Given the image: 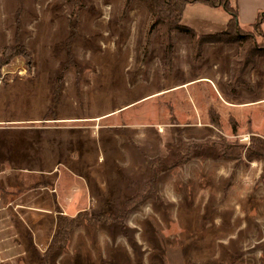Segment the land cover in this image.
<instances>
[{"label":"rangeland","instance_id":"obj_1","mask_svg":"<svg viewBox=\"0 0 264 264\" xmlns=\"http://www.w3.org/2000/svg\"><path fill=\"white\" fill-rule=\"evenodd\" d=\"M70 1L0 0V119L19 122L0 131V141L31 146L42 168L39 161L51 164L66 153L81 168L93 167L84 176L99 182L91 187L96 195L106 183L109 201L83 215L116 218L87 224L80 213L68 240L76 256L51 261L264 264V165L217 158L224 146L247 148L250 134L264 135V102L227 113L211 90L216 84L226 101V87L264 100V59L242 87L232 82L235 46H205L194 62L187 37L175 32L167 61L159 33L147 36L149 13L140 3L121 13L124 0H81L72 18ZM258 2L238 0V10L247 18ZM227 19L225 11L196 3L185 8L183 23L203 35ZM240 27L264 46V24L260 35ZM181 84L188 87L170 91ZM249 114L254 127L244 124ZM202 142L215 145L188 153L187 145ZM181 152L194 158L172 169L148 166Z\"/></svg>","mask_w":264,"mask_h":264},{"label":"crops","instance_id":"obj_2","mask_svg":"<svg viewBox=\"0 0 264 264\" xmlns=\"http://www.w3.org/2000/svg\"><path fill=\"white\" fill-rule=\"evenodd\" d=\"M219 9L221 8L217 10ZM259 13H264V0H259L257 6L250 10L247 18L243 17L241 9H239L240 26H252ZM227 17L229 19L228 14ZM225 25L221 26L218 31L222 30ZM215 47L217 45H207L205 49L211 50ZM233 53L232 57L236 52L233 51ZM198 81L202 82V79L195 80V82ZM190 83L192 84V82ZM185 85L181 84L170 91ZM186 86L188 87V84ZM202 87L210 86L202 85ZM211 90L212 96L224 105L223 108L227 113L228 111L230 113L244 112L264 102V100H259L260 98L250 100L253 92H246L244 89H239L236 94H232L227 90V87L224 88V96L231 101L222 98L216 84L215 89L211 88ZM238 98L245 99V101L237 102ZM225 117L229 123V119L227 116ZM243 121L245 125L250 123L253 127L258 122L250 114L245 116ZM14 122L19 123L17 120L1 118L0 131L5 128L13 129L9 126ZM211 125L215 128L213 123L206 124L207 127H211ZM16 127L19 128V126ZM234 130L236 132V128ZM233 134L235 133L233 132ZM250 135L264 139V135H258V131ZM44 137L46 138V136ZM30 148L31 146L26 145L20 147L13 142L4 145L0 141V264H43L46 250L56 233L59 216L73 219L80 213L106 208V203H108L106 201H109L106 199V195L110 191L107 189V184L102 185L104 188L98 190L99 193L96 195L91 187L99 182L92 183V179H87L84 176L83 169L88 172L93 171V167L81 168L77 159L67 157L66 153L51 164L46 160L44 163L39 161L38 164L44 165L42 168L35 163L40 158L31 157ZM20 150L29 151V154L21 156ZM45 153H48V150H45ZM77 165H79V171L75 170ZM43 169L49 171L45 172ZM73 246L74 241L72 240L63 252L57 251L50 255L48 264H54L55 262L52 261H55L58 256L61 258L60 262L68 261L67 258L71 255L76 256L75 252L78 251ZM51 257H53L52 261Z\"/></svg>","mask_w":264,"mask_h":264},{"label":"trees","instance_id":"obj_3","mask_svg":"<svg viewBox=\"0 0 264 264\" xmlns=\"http://www.w3.org/2000/svg\"><path fill=\"white\" fill-rule=\"evenodd\" d=\"M80 1H70L73 5L72 18L80 14L83 8ZM133 2L140 3L149 13L147 36L151 35L154 31L159 33L167 61L172 54V35L175 32L187 37L194 62L201 59L203 48L207 45L222 47L235 46L236 54L233 58L234 73L232 82L242 87L245 86L244 84H247L245 79L246 72L255 69L258 60L264 59V46H260L257 43L254 34H244L240 27L236 0H124L121 6V13L127 10ZM196 3L205 4L213 9H223L229 16L228 22L223 29L216 33L199 35L192 28L185 26L182 22L184 10L188 5ZM263 24L264 13H259L252 25V29L257 35H260ZM202 143L205 144L187 145L188 153L194 151L196 156V153L201 152L206 144L208 146L210 144L215 145V143L209 142ZM230 146L229 148L228 146H224L223 149H220L217 158L221 160H233L240 163L243 160L251 162L259 161L264 165L263 138L251 136L250 144L247 148H245V145L231 144ZM177 155H182V158L174 160L172 157H166L163 161L155 159L151 163H148V166L151 170H156L160 167H162V170L172 169L183 166L193 157L187 156L185 159L182 152L177 153ZM85 213H82V216L80 215L77 218L84 220L87 224L113 223L116 221L115 217H110L106 214L86 216L83 215ZM77 218L69 219L65 216H59L57 218V230L46 250L43 264H48L50 255L66 248L69 237L76 227Z\"/></svg>","mask_w":264,"mask_h":264}]
</instances>
